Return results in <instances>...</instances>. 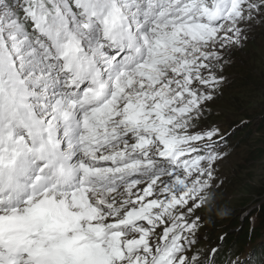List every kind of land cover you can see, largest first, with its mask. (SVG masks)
I'll return each instance as SVG.
<instances>
[{
  "label": "snow or ice",
  "instance_id": "obj_1",
  "mask_svg": "<svg viewBox=\"0 0 264 264\" xmlns=\"http://www.w3.org/2000/svg\"><path fill=\"white\" fill-rule=\"evenodd\" d=\"M257 29L264 0H0V264H251L201 210Z\"/></svg>",
  "mask_w": 264,
  "mask_h": 264
},
{
  "label": "rangeland",
  "instance_id": "obj_2",
  "mask_svg": "<svg viewBox=\"0 0 264 264\" xmlns=\"http://www.w3.org/2000/svg\"><path fill=\"white\" fill-rule=\"evenodd\" d=\"M224 75L227 85L213 105V117L225 128L241 118L248 123L231 138L230 155L220 165L219 177L224 183L214 190V210L206 206L201 211L205 239L214 241L227 231L230 243L247 226L263 230L259 210L264 202V30L250 34L245 47L234 53ZM261 257L264 253L252 258L251 264H258Z\"/></svg>",
  "mask_w": 264,
  "mask_h": 264
},
{
  "label": "trees",
  "instance_id": "obj_3",
  "mask_svg": "<svg viewBox=\"0 0 264 264\" xmlns=\"http://www.w3.org/2000/svg\"><path fill=\"white\" fill-rule=\"evenodd\" d=\"M240 136H242V135H240ZM260 210H259V216L261 217V219H262V224H261V226H264V202H263V204H261V206H260ZM259 209V208H258ZM257 209V210H258ZM250 229H244L243 230V232L240 234V237L239 238H235V239H233L231 242L232 243H235L236 244V247H237V249H241V244L243 243V241H246L247 239H249L248 241L251 243L252 241H254L255 240V238H254V235H255V233H256V229H254L253 230V236H251V231H249ZM261 237V236H260ZM231 244V243H230ZM264 253V237H263V244L262 245H260L255 251H254V253H253V257L252 258H254V257H256V256H258V258L260 257V255L262 256V254Z\"/></svg>",
  "mask_w": 264,
  "mask_h": 264
},
{
  "label": "bare ground",
  "instance_id": "obj_4",
  "mask_svg": "<svg viewBox=\"0 0 264 264\" xmlns=\"http://www.w3.org/2000/svg\"><path fill=\"white\" fill-rule=\"evenodd\" d=\"M241 222V221H240ZM243 225V224H242ZM246 225V224H245ZM243 228H245V227H243ZM247 228H248V226H247ZM240 230V229H239ZM242 231V230H241ZM234 239V238H233ZM233 239H231V240H233Z\"/></svg>",
  "mask_w": 264,
  "mask_h": 264
}]
</instances>
